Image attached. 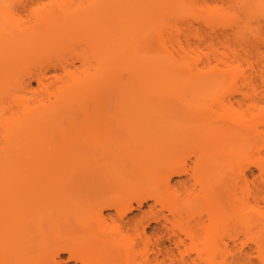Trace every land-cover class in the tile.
<instances>
[{
  "label": "bare ground",
  "instance_id": "1",
  "mask_svg": "<svg viewBox=\"0 0 264 264\" xmlns=\"http://www.w3.org/2000/svg\"><path fill=\"white\" fill-rule=\"evenodd\" d=\"M262 30L264 0H0V264H264Z\"/></svg>",
  "mask_w": 264,
  "mask_h": 264
},
{
  "label": "rangeland",
  "instance_id": "2",
  "mask_svg": "<svg viewBox=\"0 0 264 264\" xmlns=\"http://www.w3.org/2000/svg\"><path fill=\"white\" fill-rule=\"evenodd\" d=\"M47 1V0H46ZM42 6V5H41ZM21 12V9H19V12L18 13H20ZM20 15V14H19ZM21 15L23 16V20H24V18H25V20L26 19H29L31 16V14L29 15V16H27L28 14H26V13H24V12H21ZM21 17V16H20ZM254 27H255V29H256V26H257V24H254L253 25ZM252 26V27H253ZM258 34V33H257ZM261 37L263 36L264 37V30H262V32H261ZM262 37V38H263ZM261 45H264V44H261ZM262 47H264V46H262ZM261 47V48H262ZM78 48V47H77ZM81 48V47H80ZM262 50H264V49H262ZM254 52H256L255 50H253ZM252 55L254 56V55H256V57H257V53L255 54H253L252 53ZM251 56V55H250ZM253 56H251V57H253ZM255 57V56H254ZM253 57V58H254ZM251 59V58H250ZM261 60V58L259 59V58H256V59H253L254 60V63L256 62V67L258 68V69H260V68H262V65H258L257 63V61L258 60ZM253 60H251V61H253ZM77 64H80L79 63V61L78 60H76L75 61ZM263 65H264V63H263ZM259 81H261V79L259 78ZM36 84H38V83H36L35 82V84L34 85H36ZM35 87H38V86H35ZM262 104L264 105V101L262 102ZM53 137L54 138H59V134L57 133V131L54 133V135H53ZM92 143V142H91ZM89 144V143H88ZM64 146V147H63ZM64 148L67 150V153H68V157H69V155L71 156V157H73V155L75 154V152L78 150V148H79V144H77V142H76V144L75 145H73V146H70V145H68L67 143H66V138H64V140H63V144H61L60 145V147L59 148H57V150L53 153V154H58L59 152H62L63 150H64ZM53 152V151H52ZM70 158V157H69ZM71 159V158H70ZM77 164H79V163H77ZM76 164V161H71V163H70V166L68 167V168H70L71 167V169H73V168H76V167H73V166H75V165H77ZM51 165L52 164H50V166L49 167H51ZM48 167V168H49ZM48 168H46L47 170H48ZM52 168H54V167H52ZM51 168V169H52ZM67 168V169H68ZM51 169H49V170H51ZM70 170V169H69ZM73 170H75V169H73ZM69 172V171H68ZM48 177H50V176H48ZM51 178V177H50ZM48 181L49 180H51V179H47ZM47 183H49V182H47ZM50 184V183H49ZM80 195H82V193L80 194ZM79 195V196H80ZM155 205V206H154ZM151 206H154L156 209L158 208V209H160L161 207V205H159V203H156L155 202V200H153V198H150V199H148V202L145 204V206H144V209L146 210V209H150V207ZM160 207V208H159ZM136 211V210H135ZM261 212H262V219H261V221H262V223H261V229H262V231H263V233H264V200L262 201V206H261ZM150 230V229H149ZM93 238H96L95 236H92ZM87 239V238H86ZM90 239V238H89ZM89 239H88V241H89ZM91 240V239H90ZM87 241V242H88ZM92 241V243L94 244L95 243V245H93V244H91V245H93L92 247H88L89 246V244H87L86 243V241H85V245L83 246L82 244H80V245H82V247H81V249H79V251H81V253L85 256V258L84 259H86V260H84V263H81V262H78V264H97V261L100 259V256H101V245L99 244V245H96V243L97 242H95V239H94V241L93 240H91ZM89 243H90V241H89ZM84 244V243H83ZM98 244V243H97ZM90 245V246H91ZM140 245H142L143 246V244H140ZM149 245H152V244H149ZM148 245V246H149ZM139 247V246H138ZM137 247V251L138 252H136V253H138L139 255H137L136 254V257H137V259H136V262H134V261H130V259H128V258H126L127 256H118V257H120V259H117V257H116V259L114 258H112L111 260H109L108 262H107V264H161V262H162V259H163V257L162 256H156V254L153 252V251H149V248L150 249H152V246H150V247H148V249H144L143 247H140V248H138ZM145 247V246H144ZM144 250H148L147 252L146 251H144ZM3 254V253H2ZM4 254H6V253H4ZM63 255L61 256V258L64 260H66L67 258H68V256H69V254L67 253V252H63L62 253ZM178 255V254H177ZM191 255L192 256H194V258H195V256H196V253L195 252H192L191 253ZM67 257V258H66ZM261 257H264V247H263V254H262V256ZM130 258V257H129ZM180 258V255H178L177 256V260ZM132 260V259H131ZM134 260V259H133ZM165 261H167V262H165V263H168V262H170L169 260H165ZM70 264H71V262L72 263H75V261L74 260H69L68 261ZM48 264H56V263H54V262H52V261H50ZM63 264V263H62ZM254 264H263V260H261V258H257V257H255V262H254Z\"/></svg>",
  "mask_w": 264,
  "mask_h": 264
},
{
  "label": "snow or ice",
  "instance_id": "3",
  "mask_svg": "<svg viewBox=\"0 0 264 264\" xmlns=\"http://www.w3.org/2000/svg\"><path fill=\"white\" fill-rule=\"evenodd\" d=\"M43 7H46V6H43Z\"/></svg>",
  "mask_w": 264,
  "mask_h": 264
}]
</instances>
